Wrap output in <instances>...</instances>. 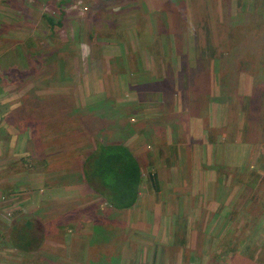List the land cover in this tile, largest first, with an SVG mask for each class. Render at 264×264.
<instances>
[{
    "label": "rangeland",
    "instance_id": "rangeland-1",
    "mask_svg": "<svg viewBox=\"0 0 264 264\" xmlns=\"http://www.w3.org/2000/svg\"><path fill=\"white\" fill-rule=\"evenodd\" d=\"M60 1L0 0V77L10 83L5 89L0 87V264H26V252L10 248L8 241L13 237V221L22 216L32 221L39 241L44 235L40 225H69L72 231L63 234L78 241L71 251L79 264H89L81 262L82 256L93 260L102 253L115 258L120 252H124L121 257L137 252L152 256L154 251L164 260L157 264H179V254L188 257L191 253V264H264V0H70L63 17ZM240 12L247 16L232 23ZM61 17V27L51 35L46 18L58 22ZM173 29L182 36V44L174 37L162 40V33H173ZM34 39L40 40V50L31 43ZM232 54L240 61L247 57L257 76L256 87H260L254 97L257 103L250 110L245 101L243 116L233 72L238 61L231 58L228 64L226 58ZM217 56L223 64H233L220 85L229 88L231 99L233 128L229 136L237 131L254 140L256 150L249 152V158L239 157L232 165L215 168L221 178L211 189L204 183L183 182L177 169L170 175L168 160L158 153L153 139L157 128L152 129L161 114L182 120L190 114H206L209 123L211 96L210 91H203L209 87L212 72L201 70ZM183 68L195 75L202 73L190 93ZM52 96L67 98L66 112L69 107L72 111L99 107L92 117L102 123L94 120L75 139L61 135L62 141L57 137L46 138V142L32 140L33 132L26 124L15 120L20 128L10 126L14 123L11 113L21 105L26 117V100L30 107ZM101 124L104 128L97 130ZM85 125L72 130L80 131ZM136 129L146 140L143 147L148 162H142L143 184L137 205L118 211L84 182L79 169L72 168L83 155L82 149L91 147V135L104 144H118L129 141ZM62 145L65 153L60 151ZM43 160L49 164L43 165ZM44 167L46 183L38 179ZM179 170L183 177L184 168ZM157 175L160 191L153 180ZM30 178H37L34 184ZM173 181L177 191L172 189ZM214 203L226 206L213 215ZM88 223L141 224L147 225V230L138 236L121 233L117 237L120 242L98 247L82 241L85 232L75 231L78 225ZM157 224L160 230L170 227L165 232L170 246H158L152 236L150 228ZM206 224L224 226L222 234L230 231L231 235L221 242L215 240L219 233L210 232L214 238L201 249L192 227L197 226L202 234Z\"/></svg>",
    "mask_w": 264,
    "mask_h": 264
},
{
    "label": "crops",
    "instance_id": "crops-1",
    "mask_svg": "<svg viewBox=\"0 0 264 264\" xmlns=\"http://www.w3.org/2000/svg\"><path fill=\"white\" fill-rule=\"evenodd\" d=\"M160 32L163 31L160 30ZM167 34H169V32H163L161 35L163 38L162 40H165L166 42L169 41L168 39L173 37L172 36L169 38ZM227 54L229 55V53ZM235 56V54H232L230 58L227 59V63L230 64L231 58L233 61H238L236 64H234L237 65V67L234 69L233 72H236L237 80L235 83V88H237L239 92V103H241L242 105L244 98H252V101L250 99V102L253 105L256 92L260 88L256 87L257 76L255 74L253 75V69L251 68H248L246 70H240V62L238 59H235ZM241 57L243 58L244 55H241ZM231 65L223 64V60L217 56L213 59V62L210 66L203 65L204 68L201 70L212 72L211 80H208L209 87L208 85L206 86V84H203L205 87H208L203 92H207L208 90L210 91L211 96L209 99V123L205 121L206 114L204 117L203 114H190L185 120H182L181 118L177 117H166L161 114L159 119L156 121V127L152 129L154 130L157 128L156 136L153 139L155 141V146L158 149V153L162 155V158L164 160H168L167 165L168 167H170V175L171 172L173 173V169H177L178 172H176L179 174V178H181L183 182L191 183L192 180L195 183H204L206 186L209 185L211 189H214L217 184V179L221 178L219 177V175L217 177L218 172L214 170L215 168L221 165H232L233 163H236L239 157L249 158V152L256 150V147H254V140L250 138H244L243 136L241 137V135H239L237 131H235L234 135L231 134V138L229 136L233 128L232 122L230 121V119H232V116H230L232 108L231 99L228 95L229 88L226 86L225 90V88H222V86L220 85H222V78L227 77V72L232 70L233 66ZM198 81L199 80H197V82ZM187 86L189 87L187 89L188 93H190L192 85L190 83H187ZM197 93L198 95H200L201 92L199 91ZM195 99L199 100V98ZM200 104H203V102H200ZM243 115H245L244 112H242V116ZM228 136L230 140L226 143L225 140ZM145 141V139H142L138 129H136L134 136L129 141L126 142L124 140L123 142L118 144L123 143L125 146L129 147L139 160L140 165L142 167V162H148L147 156L145 155L146 150L143 147ZM259 150H262V148H259ZM181 167L184 168L183 177L180 176L181 172L179 169ZM191 168L192 172L191 174H189ZM39 172L40 177L37 176L38 179L46 183V174L43 173L44 171L42 170H39ZM158 176L159 175H157L156 179L154 180V182L157 184L156 191H160ZM36 179L37 178H30V183L34 184ZM175 184L176 181H173L172 189L177 191L176 189L179 187H176ZM209 193H211V196L213 195L212 190ZM199 198L201 199V195L199 196ZM230 200L231 198L228 200L226 205L229 203ZM213 205L215 206V212L213 215H217L216 213L219 212L218 210L220 207L222 208L226 206L221 203L218 205L214 203ZM40 226L41 232H44L43 240L33 242V244L30 246L26 245V264H79V258L76 257L74 252L71 251L75 242L78 241H72L68 239L67 233L63 234L67 231H72V228L69 225L65 227L62 224L50 223L47 225L42 224ZM196 227H192V231L198 233L197 235L199 243L197 246H205L209 239L214 238L212 237L210 232L219 233V236L216 237L215 240H220L221 242H224L223 238H225L226 236L228 237V235H231L229 234L230 231L223 235L222 233L225 227L221 225L207 226L206 224L202 226V234L199 233V230L196 229ZM68 228H71V230H67ZM159 228L160 226L157 224V226H153L150 228V232L152 233V236L156 238L158 246L159 244L162 246H168L170 243L165 235V232L167 230H170V227L162 226L161 230ZM146 230L147 225H137L131 223H88L86 225H78V227L75 228V231H81L86 233V240L82 241L90 244V246H98L100 243H108L111 241L120 242V239H118L117 237L122 236L121 233L132 232L134 234H132L131 236H138L137 234ZM189 231H191V229H189ZM159 232L160 239H158ZM208 232L210 234H208ZM8 241L10 242V248L14 249L15 247L13 243H11L9 238ZM232 242L233 241L231 240V243ZM190 245L191 238L190 240H187L186 246L190 247ZM75 249L74 251H76ZM201 249H203L202 246ZM120 253L124 254V252ZM137 253L138 255H129V257H121L122 254L118 255L116 253L118 255L117 258L113 257L112 255L102 253L101 255H97L94 260L91 259L89 255L82 256L83 259L80 260H82L81 262H86L89 264H157L158 262L164 263L163 259L162 261H160L161 256H158V253H156L155 251L153 253L154 256H148L146 255V253L144 254L141 252ZM191 254H189L188 257L179 254V256L177 257V263H193Z\"/></svg>",
    "mask_w": 264,
    "mask_h": 264
},
{
    "label": "trees",
    "instance_id": "trees-1",
    "mask_svg": "<svg viewBox=\"0 0 264 264\" xmlns=\"http://www.w3.org/2000/svg\"><path fill=\"white\" fill-rule=\"evenodd\" d=\"M69 5L70 0L60 1L59 10L62 17L65 15L64 8L68 7ZM262 8L263 9L261 10L263 12L264 5ZM240 16H247V14L240 12L236 17L232 18V16H230L229 19L232 18V23L236 24V20ZM62 17L58 22L51 18H46L49 29L51 31V35L55 34V29L57 27H61ZM167 36H173L174 39L178 41V43L181 42V35L177 32V29L176 31L175 29H173V33H169L167 34ZM50 40H52V38ZM207 41L208 50H210L211 43L208 39ZM39 42V39H34V41L31 43H34V48L40 50L41 47H38ZM182 43L183 42H181V44ZM29 46L31 47L30 42L26 44L27 48H29ZM37 49L31 51L36 52ZM207 53L209 52L207 51ZM248 57H252V55L248 54ZM226 58L229 59L230 56H227ZM246 60L247 57L241 59V61L239 59L240 70H246L249 68ZM183 69L184 77L187 79L186 83L195 85L197 80H200L202 78V73H200V75H195L192 70L186 68ZM229 72L230 71H228L227 74ZM190 77H192V81ZM8 85H10L8 80L4 77H0V87L5 89ZM250 99L252 101V98H244L243 104L241 105V103H239V106L241 108L240 113H242L244 109V105L246 103L245 101H248L249 110L252 106H254V103H257V99L254 98V103L252 105ZM29 102L30 101L26 100V117H24L23 115V112H25L24 105H21L18 109H16V111H13V113H11L14 118V123H11L10 126H17L18 128H20L19 125L15 124V120L17 123L19 121L20 125L26 124V129L32 130L33 132V134L31 135L32 140L35 139L39 142H46V138H51L53 140L58 137L60 141H62L61 135H65L72 139H75L76 137H80L85 132V130L90 127L91 122H94V120H97L99 123H102L100 119L92 117V114H94L95 111L99 109V107H84L73 111L69 107V111L66 112L67 98L65 96L47 97L42 101L40 100L36 103L30 104V107L28 106ZM261 103L263 102L259 101V104ZM261 108L262 107H259V109ZM84 110H87L88 112H85ZM258 116L260 115L258 114ZM25 119L26 121H24ZM78 119H82V121H79ZM81 124H86L82 130L77 132L72 130L75 126L76 130H78L81 127ZM250 124L251 121L248 124L249 128ZM103 128V124H101V128H97V130L101 131ZM91 131L92 133H94L95 129H91ZM90 138L92 144L91 147L82 149L83 155L78 157L77 164L74 165L72 171L79 169L82 174V178L84 179V182H86L95 193H97L100 197L106 200L111 208L118 211H126L132 209L139 200L143 182V171L139 160L130 150V148L125 146L124 144H104L100 141H96V137L93 135H91ZM76 142L77 141L73 142V144L75 145ZM60 149V151L65 153L63 145L60 147ZM43 162V165L49 164V162H46V160H43ZM42 170L46 171V168ZM155 179L156 176H153V180ZM13 224V237L11 238V243H13L15 248L26 252V245L30 246L33 244V242L39 240L36 237V231L34 230V228L32 229V221L28 219L26 220V217L22 216L21 219L14 220ZM250 257L247 256V258H249V262H252L253 259Z\"/></svg>",
    "mask_w": 264,
    "mask_h": 264
}]
</instances>
